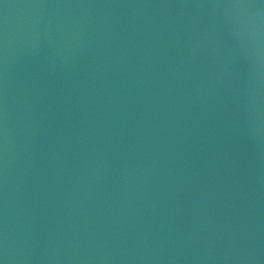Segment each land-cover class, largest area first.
<instances>
[{"label": "water", "instance_id": "obj_1", "mask_svg": "<svg viewBox=\"0 0 264 264\" xmlns=\"http://www.w3.org/2000/svg\"><path fill=\"white\" fill-rule=\"evenodd\" d=\"M0 264H264V0H0Z\"/></svg>", "mask_w": 264, "mask_h": 264}]
</instances>
